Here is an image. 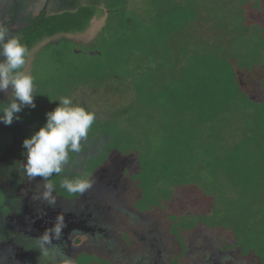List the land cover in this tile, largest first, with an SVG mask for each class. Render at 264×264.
Masks as SVG:
<instances>
[{
	"label": "trees",
	"instance_id": "16d2710c",
	"mask_svg": "<svg viewBox=\"0 0 264 264\" xmlns=\"http://www.w3.org/2000/svg\"><path fill=\"white\" fill-rule=\"evenodd\" d=\"M145 1L155 43L141 79L156 95L94 121L81 144L93 151L69 153L50 178L54 207L33 198L43 188L25 185L24 171L0 168V230L25 227L23 240L37 215L52 225L64 213L74 246L105 221L143 233L162 264H264V0ZM94 16L91 5L41 14L19 39L29 51ZM76 175L93 184L71 195L60 181Z\"/></svg>",
	"mask_w": 264,
	"mask_h": 264
},
{
	"label": "rangeland",
	"instance_id": "374dc122",
	"mask_svg": "<svg viewBox=\"0 0 264 264\" xmlns=\"http://www.w3.org/2000/svg\"><path fill=\"white\" fill-rule=\"evenodd\" d=\"M87 5L95 8V16L83 30L43 38L28 51L23 70L34 77L36 106L25 107L11 125L0 122L1 169L23 171V140L45 124L46 113L59 103L51 100L70 96L93 111L95 120H101L102 115L113 120L116 107L146 105L156 95L147 87L146 78L141 79L145 76L142 59L155 43L156 21L145 0H0V22L20 38L41 14L75 12ZM7 100L8 96L0 92V101ZM92 151L81 149L77 154ZM22 178L25 185L43 188L39 178L30 181L25 174ZM4 201L0 191V206ZM37 217L31 229L34 236L23 240L15 237L25 232V227L15 235L9 227L1 228L0 264H63L65 259H71L72 264H162L161 257L158 260L154 252L147 253L154 247L141 243L143 233L118 231L105 221L85 229L93 238L83 245H72L76 235L63 229L60 240L42 247L38 238L52 225L47 213L42 221ZM11 239L14 245H9Z\"/></svg>",
	"mask_w": 264,
	"mask_h": 264
},
{
	"label": "clouds",
	"instance_id": "9594fccd",
	"mask_svg": "<svg viewBox=\"0 0 264 264\" xmlns=\"http://www.w3.org/2000/svg\"><path fill=\"white\" fill-rule=\"evenodd\" d=\"M27 54V46L0 22V92L8 96L7 102L0 101V122L5 125H11L14 119L19 120V113L25 107L36 106L34 101L38 93L35 92L34 77L23 70ZM51 101L59 103L46 113L45 124L22 144L24 174L30 181L39 178L44 182L42 193L33 198L45 201L48 207H54L57 200L56 185L50 182V178L61 175L69 162V153L81 151V144L88 138L96 119L93 111L74 102L70 96ZM92 184L88 175L63 176L60 181V187L71 195L83 194ZM66 227L65 214L57 213L52 226L38 238L42 247L60 240ZM63 264H72V261L65 259Z\"/></svg>",
	"mask_w": 264,
	"mask_h": 264
}]
</instances>
